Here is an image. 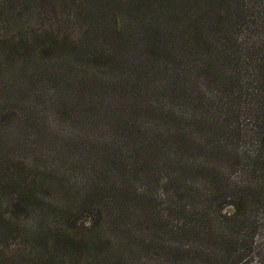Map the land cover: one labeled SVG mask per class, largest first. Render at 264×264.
Returning <instances> with one entry per match:
<instances>
[{
	"label": "trees",
	"instance_id": "16d2710c",
	"mask_svg": "<svg viewBox=\"0 0 264 264\" xmlns=\"http://www.w3.org/2000/svg\"><path fill=\"white\" fill-rule=\"evenodd\" d=\"M3 262L264 264V0H0Z\"/></svg>",
	"mask_w": 264,
	"mask_h": 264
},
{
	"label": "rangeland",
	"instance_id": "374dc122",
	"mask_svg": "<svg viewBox=\"0 0 264 264\" xmlns=\"http://www.w3.org/2000/svg\"><path fill=\"white\" fill-rule=\"evenodd\" d=\"M66 12L71 13V12H69L68 9L66 10ZM73 15H74V13H73ZM60 27H61L60 29L64 30L66 33L70 30L69 29L70 27L68 26L67 22H63ZM2 264H5V263L3 262Z\"/></svg>",
	"mask_w": 264,
	"mask_h": 264
}]
</instances>
